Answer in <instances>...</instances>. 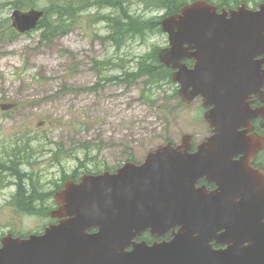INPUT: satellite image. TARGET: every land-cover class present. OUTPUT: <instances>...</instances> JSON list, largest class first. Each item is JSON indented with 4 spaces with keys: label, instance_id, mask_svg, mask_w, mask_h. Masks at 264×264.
I'll list each match as a JSON object with an SVG mask.
<instances>
[{
    "label": "water",
    "instance_id": "95a60500",
    "mask_svg": "<svg viewBox=\"0 0 264 264\" xmlns=\"http://www.w3.org/2000/svg\"><path fill=\"white\" fill-rule=\"evenodd\" d=\"M12 14L21 33L44 16L38 9ZM162 25L171 46L160 52L161 61L176 69L186 102L200 95L211 106L206 119L213 133L195 152L186 134L180 145L150 150L141 163L68 181L53 213L67 219L42 235L5 239L0 264H108L109 254L136 245L143 231L164 235L176 227L171 242L141 243L130 264H264V170L252 164L264 138L239 131L253 117L246 99L263 94L264 71L255 57L264 54V3L257 11L243 3L219 12L196 0ZM186 58L195 59L193 69ZM202 178L218 188L197 187ZM93 227L98 232L89 234ZM213 240L227 246L215 250Z\"/></svg>",
    "mask_w": 264,
    "mask_h": 264
},
{
    "label": "rangeland",
    "instance_id": "374dc122",
    "mask_svg": "<svg viewBox=\"0 0 264 264\" xmlns=\"http://www.w3.org/2000/svg\"><path fill=\"white\" fill-rule=\"evenodd\" d=\"M0 1V18H10L8 0ZM35 1L33 8L50 4ZM91 1L86 0L79 25L52 42H42L37 29L0 43V163L7 162L12 144L30 146L31 163L18 168L40 180L42 189L32 191L45 200L40 209H25L22 199L14 198L18 177L1 170L0 233L9 227L42 230L48 211L42 212L53 204L48 193L72 175L101 165L118 167L132 155L142 160L167 138L181 142L190 133L196 144L210 134L201 98L186 104L178 85L128 81L127 72L136 71L139 61L152 62L155 51L168 46L167 34L159 31L167 10L157 0H110L93 8ZM119 4L137 18L136 25L145 22L131 34L110 36L108 19L119 17ZM54 148L61 149V162L51 158L48 151ZM260 159L264 163V154Z\"/></svg>",
    "mask_w": 264,
    "mask_h": 264
},
{
    "label": "trees",
    "instance_id": "16d2710c",
    "mask_svg": "<svg viewBox=\"0 0 264 264\" xmlns=\"http://www.w3.org/2000/svg\"><path fill=\"white\" fill-rule=\"evenodd\" d=\"M50 4L45 9V17L39 22L38 29L41 30L40 37L42 42H52L55 38L61 37V35L72 32L74 25H76L77 19L81 17L83 13L86 0H49ZM110 0H92L90 7H106ZM123 1V0H121ZM211 1L212 0H208ZM241 0H218L217 3L221 7L231 6L232 4H238ZM5 5H10L12 9H28L37 5L35 0H8ZM186 3V0H157V6L167 10V13H175L179 11V7ZM4 5V2L0 1V5ZM120 5V4H119ZM124 7V6H123ZM122 8V12L119 17L109 18L111 22L112 33L110 36L116 34H131L132 31H136V27L141 26L145 21L140 22L138 25L137 18L129 15L127 10ZM105 17V16H101ZM19 36L16 27L12 24L11 17L0 18V43L2 41L13 40ZM150 55V54H149ZM153 58H157L153 55ZM172 70L164 67L159 60L154 62H148L143 59L139 61L137 70L134 72H127L128 81L134 83L139 78H145L146 83L152 87L158 85L160 82L171 81ZM134 158V157H132Z\"/></svg>",
    "mask_w": 264,
    "mask_h": 264
},
{
    "label": "flooded vegetation",
    "instance_id": "af4514ba",
    "mask_svg": "<svg viewBox=\"0 0 264 264\" xmlns=\"http://www.w3.org/2000/svg\"><path fill=\"white\" fill-rule=\"evenodd\" d=\"M263 56H259L258 59H262ZM264 69V66H263ZM264 94L261 95V98L257 94H253L248 98V106L251 109H255L257 112L256 116L250 121V123L247 126H243L240 130L243 132H246L248 135H254L255 133L264 136V111H259L258 109L260 107H264ZM4 107V106H3ZM29 144V142H28ZM13 146L7 153V162L6 163H0V171L1 170H11L14 175L18 177V183H17V189L16 192L17 194L14 196H18L19 198L22 199L23 201V207L27 209L28 211L40 209L45 203V200L42 201L40 192L37 191H32V190H41V184L40 180L37 178H34L32 176V173L30 174L27 171H22L21 168H18L20 164H30L31 163V157H32V152H30V146H25L24 148H21L19 144L14 143L12 144ZM58 149V148H57ZM50 155H52V159L55 162H61L62 158L64 157L63 155H58L54 154V149H50L48 151ZM100 165V162H99ZM93 170L94 172H102V170L106 169H112L111 166L109 165H101V168L99 170L95 169L94 167H90L88 170L90 171ZM48 175H51L52 172H48ZM23 179H28L30 180L29 183L24 184ZM201 183H204L202 181ZM58 186V185H57ZM211 187H214L213 185ZM60 188V187H59ZM29 189V190H28ZM32 191V192H30ZM55 190L52 192H49V200L53 203L55 209L56 203L54 202V195H55ZM37 205H41V207H37ZM48 205V204H47ZM45 205V206H47ZM52 207H49L48 209L52 210ZM64 218H57V219H52L47 223V224H58L60 221H63ZM33 231H37V229H33ZM32 231V232H33ZM94 231V230H93ZM12 235L13 237H28L31 235V233L26 232L25 230H17L14 228L9 227L6 229L4 232L0 233V246L2 245V242L5 238L9 237ZM172 233L169 231L164 235V237H155L152 239L150 236L149 231H146L142 234L141 238H139L137 241H141L142 239H145L148 244H152L154 241L161 242L163 240H171L172 239ZM215 247H218V245L214 244ZM129 249H132L130 247Z\"/></svg>",
    "mask_w": 264,
    "mask_h": 264
},
{
    "label": "bare ground",
    "instance_id": "6f19581e",
    "mask_svg": "<svg viewBox=\"0 0 264 264\" xmlns=\"http://www.w3.org/2000/svg\"><path fill=\"white\" fill-rule=\"evenodd\" d=\"M52 158V157H51ZM50 160V159H49ZM80 166V165H79ZM88 167V166H87ZM41 179H43V178H41ZM29 190V189H28Z\"/></svg>",
    "mask_w": 264,
    "mask_h": 264
}]
</instances>
